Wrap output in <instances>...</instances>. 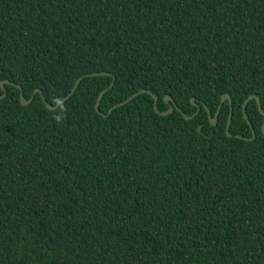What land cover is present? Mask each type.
<instances>
[{
	"label": "trees",
	"instance_id": "16d2710c",
	"mask_svg": "<svg viewBox=\"0 0 264 264\" xmlns=\"http://www.w3.org/2000/svg\"><path fill=\"white\" fill-rule=\"evenodd\" d=\"M3 81L0 264H264V0H0Z\"/></svg>",
	"mask_w": 264,
	"mask_h": 264
},
{
	"label": "water",
	"instance_id": "95a60500",
	"mask_svg": "<svg viewBox=\"0 0 264 264\" xmlns=\"http://www.w3.org/2000/svg\"><path fill=\"white\" fill-rule=\"evenodd\" d=\"M88 76H89V75H85V76L81 77V78L77 81V83H76V85L74 86V88L72 89L71 93H70V94H69V95L63 100V103H64L66 100H68V99L70 98V96L75 92V90L77 89V87L79 86V84L81 83V81L83 80V78H84V77H88ZM91 76H99V74H98V73H94V74H92ZM9 83H10L9 81H3V82L1 83V88L5 91V94H4L3 97L0 98V100L8 96V91H7V89H6V84H9ZM113 85H114V84H111L110 88H112ZM107 91H108V89L105 90V91H103V92L100 94L99 98H98V101H97V103H96V111H97V112H100L99 106H100V103H101V99H102L103 95H104ZM39 93H42V91H41V90H37V91L34 93L32 99H31V100H27L26 97H25V93L22 92V95H21L22 103H23L25 106L30 105V104L35 100L36 96H37ZM142 93H148V94H151V95H152V97H153V99H154V101H155V102H154V110H155L156 113H159V109H158V101H159V99H158V97L155 96L154 94H152L151 92L147 91V90H143V91H140V92L137 93V94H134L133 96H131V97H130L128 100H126L125 102L120 103V104H118V105H115V106L113 107V109L118 108V107H121V106L127 104L129 101L133 100L134 98H136L138 95H140V94H142ZM253 99H256V101H257V103H258L259 111H260V113H261L262 115H264V111H263V108H262V106H261V103H260V99H259V97L255 96V95H251V96L245 101V103H244V105H243V114H244V117H245V119L248 121L249 124H250V120H249L248 115H247V113H246V107H247V104L249 103V101H251V100H253ZM226 100H229V101H230V104L232 105L231 96H230L229 94H224L223 97H222V99H221V103H220V105H219V107H218L217 113L215 114V117H212L211 112H208V113H209V120H210V123H211L212 125H216V124H217V121H218V115H219V113H220V111H221V109H222V106H223V104H224V102H225ZM164 101H165V103H167V104L170 105V108H169L168 111H165V112H162V113H161L163 116H167V115L173 113L175 110H178V111H180V112L183 114V116L185 117V119L189 120V119H193V118H195V117L198 115V113L200 112V110H201V107H200L199 104L196 103L195 98L192 99V104L195 105V106L198 108V110H197V112H196L194 115H192V116H187V115H186V114L180 109V107L174 102V100H173V98H172L171 96H166L165 99H164ZM46 103H47V107H48L50 110H52V111L56 110V109L59 107L58 105H56V106H52V105L49 104L48 102H46ZM113 109H112V110H113ZM110 112H111V111H110ZM232 113H233V108L231 107V112H230V116H229V121H228L227 129H226V134H227V136H229V137H232V135H231V133H230V124H231V119H232ZM198 131H199L200 133H202V126H199V127H198ZM262 132L264 133V124H263V127H262ZM253 134H254V136H255V132H253ZM241 138H242V137H241ZM244 139H245V140H251V139H248V138H244Z\"/></svg>",
	"mask_w": 264,
	"mask_h": 264
},
{
	"label": "clouds",
	"instance_id": "9594fccd",
	"mask_svg": "<svg viewBox=\"0 0 264 264\" xmlns=\"http://www.w3.org/2000/svg\"><path fill=\"white\" fill-rule=\"evenodd\" d=\"M56 105L60 107V111L54 116V119L59 123L64 118V113L66 112V109L63 108V101L60 98H57L55 100Z\"/></svg>",
	"mask_w": 264,
	"mask_h": 264
}]
</instances>
